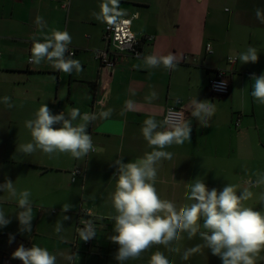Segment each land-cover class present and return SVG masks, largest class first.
I'll return each mask as SVG.
<instances>
[{
    "label": "crops",
    "instance_id": "crops-1",
    "mask_svg": "<svg viewBox=\"0 0 264 264\" xmlns=\"http://www.w3.org/2000/svg\"><path fill=\"white\" fill-rule=\"evenodd\" d=\"M106 3L112 7L109 0H70L68 9H63L54 0H0V184L10 179L17 190L15 198L0 191V208L11 221L0 227V259L3 254L11 258L23 244L46 248L56 255V264H120L114 258L119 245L109 239L115 235L114 221L109 218L115 215L111 200L116 188L114 161L122 157L127 163L152 151L141 133L143 122L149 117L163 122L165 108L175 100H180L184 121L191 124V138L164 149L173 156L158 165L155 187L160 198L177 207L190 205L187 194L199 177L209 189L221 190L232 184L238 186L239 193L249 187L254 196L245 206L264 209L260 200L264 183L258 187L248 183L264 181V105L254 102L250 79L253 73H264V23L255 15V9L264 10V4L224 8L227 15L222 18L213 14L209 0H119L117 10H126L121 17L136 14L131 30L139 40L140 54L119 55L110 70L94 58L96 50L106 47V23L101 13V5ZM38 16L43 18L42 27L35 22ZM53 28L71 35L69 46L76 50L71 58L80 61L81 72L73 69L69 75L46 61L40 65L28 62L33 36L42 39L41 33ZM206 43L211 45V53L206 52ZM249 46L257 49L258 62L227 61L229 55ZM169 53L176 57L175 70L145 63L149 55ZM217 69L226 70L230 83V93L224 97L208 89V80ZM4 96L11 98L12 108L3 103ZM129 100L131 105L126 104ZM204 100L217 109L208 127L191 114L193 102ZM42 104L53 114L67 115L73 107L98 116L112 109V114L89 124L87 131L95 150L81 159L67 153L49 158L40 150L23 154L19 146L31 141L25 121L32 119ZM74 168H80L82 174L72 175ZM25 189L31 192L33 206L31 232H21L17 219L22 209L16 198ZM66 204L70 209L64 212ZM81 209L91 212L96 227L88 245L76 234ZM57 222L61 223L59 232L55 231ZM10 234L14 236L11 243ZM182 235L183 239L173 240L169 246L179 252L153 245L138 259L124 264H149L156 251L170 264H222L208 248L182 259L185 250L203 244L188 239L187 232ZM260 255L264 257V251Z\"/></svg>",
    "mask_w": 264,
    "mask_h": 264
},
{
    "label": "clouds",
    "instance_id": "clouds-1",
    "mask_svg": "<svg viewBox=\"0 0 264 264\" xmlns=\"http://www.w3.org/2000/svg\"><path fill=\"white\" fill-rule=\"evenodd\" d=\"M112 5H101V13L105 17V23L115 26L118 33L127 34L125 26L131 24V19H123L118 23V17L125 14L124 9L117 10L119 0H109ZM256 18L264 23V10L255 9ZM133 16L132 19H134ZM42 17L36 18L38 27ZM42 39L32 38V47L28 62L40 65L48 62L59 72L71 75L73 69L76 72L83 70L79 60L72 59L74 53L70 52L69 44L72 37L67 30L51 29L50 33L42 32ZM51 49V50H50ZM69 52V57L65 53ZM239 60L242 64L258 62L259 55L255 47L249 46L246 51L229 55L230 63ZM145 63L151 67L163 66L165 70L176 69V57L174 54L149 55ZM252 84L251 96L254 102L264 105V73L250 76ZM218 90H223V83ZM155 98V93L152 94ZM149 99V97H146ZM3 103L8 108L14 105L11 98L4 96ZM132 101H127L131 105ZM192 116L197 118L202 126L208 127L209 121L216 113V105L209 100L193 102ZM112 109L102 111L99 116L96 112H83L73 107L66 115L65 112L53 114L47 104H42L35 112L32 119L25 121V127L29 130L31 141L19 146V151L29 155L37 150L52 158L56 154L67 153L71 157L81 159L94 151L91 135L87 129L90 123L98 118L108 119ZM123 114V113H122ZM79 117V120L77 118ZM59 125V126H57ZM168 121L159 122L149 117L143 122L141 133L152 151L146 152L142 157L134 161L123 162V158L114 161L116 171V188L111 195L112 206L115 215L109 218L114 221L113 230L115 235L110 236L113 243L119 245L114 258L124 264L129 259H138L141 254L153 245H163L169 251L179 249L170 248L173 240L183 239V233L187 232L188 239H192L198 233L203 244L187 249L182 259L187 260L189 253H195L202 248L211 249V253L222 261V264H257L264 260L260 253L264 251V209L254 210L245 206L254 193L245 187L237 192L236 185L226 184L221 190L209 189L199 177L191 184L187 199L190 205H177L170 200L161 199L155 183L157 180L158 165L163 160L172 159L173 154L164 149L173 144H183L190 141L191 124L187 121L168 125ZM162 128L163 130H157ZM251 187H258L264 181H257ZM0 191H6L10 197H17V190L10 179H5L0 184ZM30 190L20 191L16 198L19 211L17 219L21 232H31V221L33 219V206L30 200ZM260 200L264 201V193ZM69 205H64L63 210L67 212ZM69 219L64 216V220ZM202 221V223H201ZM5 219V212L0 208V227L10 223ZM84 227L78 228L80 238L88 241L95 237L96 229L91 220L83 221ZM201 228L204 231H201ZM56 232L61 231V223L57 222ZM14 240L9 235V242ZM12 259H18L22 264H56L57 257L46 248L32 245L26 248L20 244L11 254ZM71 258V257H69ZM75 258L78 257L75 255ZM149 264H170L169 259L160 251L154 252Z\"/></svg>",
    "mask_w": 264,
    "mask_h": 264
},
{
    "label": "built area",
    "instance_id": "built-area-1",
    "mask_svg": "<svg viewBox=\"0 0 264 264\" xmlns=\"http://www.w3.org/2000/svg\"><path fill=\"white\" fill-rule=\"evenodd\" d=\"M54 1L57 2L59 6L63 9H68L70 4V0H54ZM133 16L136 17V14H133L131 17H119L118 23L120 20L123 19H131L132 21ZM125 27L127 30L126 36L124 33H121L120 39H117L118 33L116 31L115 26L107 25V23L105 24L103 38L106 41V47L96 50L94 53V58L101 67L112 70L117 64V59L119 55L131 54L134 56H138L140 54L139 40L132 32L131 24ZM148 39H151V36H149ZM68 47L70 52L74 53L75 55L76 50L70 46ZM205 50L207 53L212 52L211 45L209 43H206ZM65 57H69V52L65 53ZM227 61L229 62L228 59ZM222 83H223V90H218L220 89ZM208 89L210 93L215 96L224 97L229 95L230 83L225 69L215 70L213 76L210 77L208 80ZM163 121H168V125H172L184 121V111L180 105V100H175L174 103L167 105L163 114ZM168 125H165V127H167ZM71 174L72 175L82 174V170L80 168H74L71 171ZM88 220H91L95 225L93 217L91 216V212L87 209H81L79 211L78 220L76 223L77 235L79 234L77 229L83 228L85 226L83 221H88ZM90 240L86 241L85 244L88 245ZM0 264H13V263L8 254H3L0 259Z\"/></svg>",
    "mask_w": 264,
    "mask_h": 264
},
{
    "label": "rangeland",
    "instance_id": "rangeland-1",
    "mask_svg": "<svg viewBox=\"0 0 264 264\" xmlns=\"http://www.w3.org/2000/svg\"><path fill=\"white\" fill-rule=\"evenodd\" d=\"M209 2L211 3L213 14L215 12L218 16H222V18H225L227 15V13H224V8H227V10H232L234 9V7H236V5L238 4L241 5L242 3L253 4L255 2H258L259 4H264V0H209ZM262 193H264V191H262ZM191 240L197 241V240H201V238L200 236L193 237Z\"/></svg>",
    "mask_w": 264,
    "mask_h": 264
}]
</instances>
